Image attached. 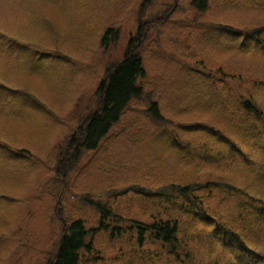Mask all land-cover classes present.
<instances>
[{
  "label": "rangeland",
  "instance_id": "obj_1",
  "mask_svg": "<svg viewBox=\"0 0 264 264\" xmlns=\"http://www.w3.org/2000/svg\"><path fill=\"white\" fill-rule=\"evenodd\" d=\"M7 3L0 0V29L23 42L32 41L41 47H50L78 63L76 71L65 76V87L58 83L63 80L59 76L58 84L54 83L52 90L47 88L42 78L33 77L37 61L26 57L23 63L20 59V66L26 71L17 72L18 68L12 66L18 64L14 59L15 53L7 51L9 47L6 44L5 49L0 48V82L31 93L36 101L46 102L54 116L47 117L42 109L32 110L31 101L28 104L30 109L23 107L26 116L23 121H8L18 125V129L14 130L13 126L7 128L0 120V137L18 146L39 149L38 153L42 154L63 140L64 131L68 134L67 130L77 118L89 115L97 106L96 90L106 68L123 58L126 41L135 31L137 24L130 12L132 1L109 2L112 9L110 17L114 18L110 22H115L120 28V37L115 45L106 49L99 45L101 30L105 26L92 18L99 29L97 34L94 33V21L88 19L90 14L78 18L74 13L70 17L61 16L57 11L51 15L44 13L47 19L52 20L48 29V22L43 26L36 25L31 19L23 18L21 7ZM153 9L159 10L160 14L169 10V14L167 24L155 25L142 52L146 73L144 103H132L123 123L121 121L112 129L95 156L88 154L68 178H57L52 166H46L47 170L40 167L41 172L32 173L30 177H34L24 182L23 187L19 186L20 182L18 189L11 188L12 193H5L4 188H0L1 193L15 197L17 201L7 210L8 226L0 231V234H8L4 241L6 249L0 253V264H46L54 256L55 243L61 236L60 221L64 219L68 222L82 219L88 230L97 227L99 217L96 211L82 203L87 196L100 199L120 216L118 221L113 220V224L124 228L125 235L112 239L108 233H98L92 238V251L83 253L79 264H248L252 261H255L252 264H264L263 260L250 258L249 254L231 252L229 242L222 244L202 223L203 214H198L206 212L208 217H215L223 224L244 229L248 246L264 255V230L244 226L250 221L247 211L255 212L260 205L264 206V151L254 154L253 148L245 147L246 156L255 155V161L250 163L243 161L238 153L239 156H231L220 145L206 146L207 141H204L202 148L193 145L197 146L192 149L195 152L191 150L188 154L192 162L178 164L170 152L162 151L158 155L157 148L149 143L144 150H137L131 141L145 135L143 128L150 131L153 126L143 112L149 101L158 100L161 111L167 112V118L168 114H174L172 99L176 100L177 94L170 88L169 80L175 70L172 62L189 64L195 54L193 46L201 50V38L197 35L201 33L202 26L215 22L240 30H261L264 28V13L232 10L216 2L210 3L207 12L200 13L190 6V0H154ZM101 10L103 7H98V12ZM102 19L110 23L103 15ZM0 41L5 43L2 39ZM207 50L216 58L227 61L224 65L209 66L205 60V67L223 79L224 82H218V90L221 91L225 84L233 91L228 100L231 106L248 98L264 105L263 97L258 93L264 81V64L260 60L219 53L210 47ZM27 51L31 52L29 48ZM181 92L178 98L188 96ZM160 94L165 96L164 99ZM199 111L180 114L176 119L179 122L212 121L209 113ZM30 117L35 119L34 122L29 120ZM57 119L69 122L68 126L66 123L57 125ZM137 128L140 130L134 136ZM55 157V151L48 156L50 160ZM206 183L210 186L191 193L196 197L194 202L180 197L172 192L173 189H165L163 194L160 192L172 184L192 186ZM0 207L5 208L3 205ZM127 220L144 223L177 220L179 243L172 249L149 238L139 245L135 233L127 232Z\"/></svg>",
  "mask_w": 264,
  "mask_h": 264
},
{
  "label": "trees",
  "instance_id": "obj_2",
  "mask_svg": "<svg viewBox=\"0 0 264 264\" xmlns=\"http://www.w3.org/2000/svg\"><path fill=\"white\" fill-rule=\"evenodd\" d=\"M111 1L113 0H4V2H8L7 4H16L21 7L23 18L31 19L34 24L43 26L44 22H48V29L51 27L52 20L47 19L43 15L44 13L51 15L53 11H57L61 16L70 17L76 14L75 16L78 18L83 17V14H90L88 19L94 21V33L97 34L99 29L92 18L105 26L104 30H101V38L99 37V45L105 49L115 45L120 37V28L115 22H110L114 20L113 17H110L112 9L109 8V2ZM123 1L125 3V0ZM131 1L130 12L137 24L135 31L126 41L123 58L111 63L106 68L96 90L97 106L91 110V113L85 117L81 115L77 118L71 128L67 130L68 134L64 131L63 140L55 143L42 154L38 153L39 149L18 146L0 137V188L3 187L5 193H12L11 188L18 189L17 184L20 182L22 183L19 186L23 187L24 182L32 180L34 177H30L32 173L41 172L40 167L52 166V171L55 172L57 178H68L69 174L77 170L81 160L88 154L92 153L95 156V152L100 148L103 140L109 136L112 129L117 127L121 121L123 123L132 103L136 104L137 101L144 103L146 73L142 52L146 47L147 39L153 34L152 30L155 25L164 26L167 24L169 10L167 13L160 14L159 10L153 9L154 0ZM212 2L232 10L243 9L264 13V0H190V6L197 12L205 13ZM98 7H103V10L98 12ZM102 15L110 23L107 24L102 19ZM263 35L264 28L247 31L215 22L202 26L201 33L197 35L198 38H201L203 46H201V50L198 51L196 46H193L195 54L190 58L189 64L172 62L175 70L172 79L169 80L171 81L170 88L177 96L182 95L181 91L188 96L182 99L175 96L176 100L172 99L174 102L172 113L174 114H168V118L167 112L161 111L158 100L153 99L148 102L143 112L150 118V123L153 126L150 131L143 128V133L146 136L135 137L134 140H131L137 146V150L142 151L146 144H153L157 148L158 155H161L162 151L170 152L178 164H188V162H192V158L188 157V154L194 147H197L193 145H199L198 147L202 148L204 141H207L206 146L219 144L229 151L231 156L240 154L243 161L246 160L250 163L255 161V155L246 156L245 147L253 148L254 154H261L264 151V105H260L257 100L248 98L238 103L237 109L236 106H231L228 100L233 91H230L225 84L221 91L218 90V82L224 81L216 72L207 71L209 67H205V60L209 66L227 63V61L212 55L213 52L209 53L207 49L210 47L219 53L256 58L264 64ZM0 39L10 41L11 47L7 51L14 53L21 48L20 54H24L21 56L23 63L27 57L28 48L31 50L29 58L33 59V62H38L36 67H33L32 75L42 78L49 89L55 88L54 83L65 87V76L76 71L78 63L75 60L49 49L50 47H41L32 41L23 42L2 29H0ZM216 59L219 60L218 63ZM12 66L18 68L17 72L24 73L26 71L20 65ZM59 76L63 78L61 83L57 80ZM193 85L196 86L192 87ZM170 88L166 91L168 92ZM258 93L264 100V81L260 84ZM160 95L164 99L165 96ZM31 101H33L32 110L42 109L47 117L52 118L53 113L48 109L46 102L36 101L32 98L31 93L16 90L14 87L0 82V120L4 121L7 128L13 126L14 130L18 129V125L8 121H23L26 118L23 107L30 109L28 104ZM198 110L209 113L212 116V121L179 122L176 119L180 114ZM29 120L34 122L35 119L30 117ZM65 123L68 126L69 122L57 119V125ZM136 130L134 136H137L140 129ZM146 132L149 133L146 134ZM189 138H192V141L188 142ZM21 142L23 141L21 140ZM53 151L56 152V157L50 160L48 156ZM208 186L210 183L192 186L172 184L163 187L160 192L163 194L165 189H173L172 192L180 197L194 202L196 197H193L191 193L203 190ZM1 192L0 190V205L5 208L0 207V218L3 220L0 223V231L8 226V208L17 202L15 197ZM82 203L96 211L99 217L97 227L88 230L82 219H74L69 222L65 219L60 221L61 236L55 243L54 256L46 264H79L83 253L87 254L92 251V238L100 232L108 233L112 239H116L118 236L122 237L125 229L113 224V220L118 221L120 216L107 204H104L100 199L88 196L82 199ZM205 213H198L203 214L202 223L213 231L222 244L226 245L229 242L231 252L249 254L250 258L253 257L256 260L259 258L264 261V255L248 246L244 229L239 230L229 223L223 224L214 216L215 219L208 217ZM247 215L250 217V221L245 222L244 226H249L252 230H264L263 205H260L255 212L247 211ZM179 228L177 220H158L152 223L127 220L126 227L127 232L135 233L139 245H143L147 239L152 238L172 249L176 248L179 243ZM6 238H8L7 233L0 234V253L6 249L4 245ZM253 262L255 261L249 263ZM240 264L245 263L241 262Z\"/></svg>",
  "mask_w": 264,
  "mask_h": 264
}]
</instances>
